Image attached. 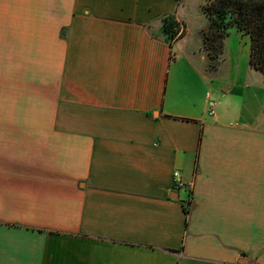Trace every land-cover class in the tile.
Listing matches in <instances>:
<instances>
[{"label": "crops", "instance_id": "0c3cea01", "mask_svg": "<svg viewBox=\"0 0 264 264\" xmlns=\"http://www.w3.org/2000/svg\"><path fill=\"white\" fill-rule=\"evenodd\" d=\"M180 4L0 0L1 264H264V76Z\"/></svg>", "mask_w": 264, "mask_h": 264}, {"label": "rangeland", "instance_id": "374dc122", "mask_svg": "<svg viewBox=\"0 0 264 264\" xmlns=\"http://www.w3.org/2000/svg\"><path fill=\"white\" fill-rule=\"evenodd\" d=\"M216 1L217 0H181V10L184 8L183 11L185 14L184 16H180V18L178 17L179 19L176 18V15H170L177 25L171 26L168 34L170 41L176 39L182 40L184 37H187L188 34L191 35L190 37L192 40L199 44L198 47L200 50L198 56L202 59V69L204 68L212 72L218 71L222 64H224L223 61L226 59L224 58L226 56V44L230 36V31H235L236 29L234 27L229 30H224L222 28V26H224V24H222L224 21L222 20H220V23H215L217 24L216 26H212L214 21H212V17L210 18L209 16V5H212ZM227 19L230 20L229 17ZM173 20H168L167 24L171 23ZM161 25L164 31V21L161 22ZM173 34H175V36L171 39ZM245 42H247V40H244L243 44H245ZM12 48L13 47H10V51ZM240 55L244 54L240 53ZM212 101L216 102L215 98H213ZM216 111L220 113V107L217 108ZM4 219L6 220L0 218L1 226L12 228V226L21 227V224H23L16 221L6 222L8 219L5 217ZM11 235L15 236L14 234Z\"/></svg>", "mask_w": 264, "mask_h": 264}, {"label": "trees", "instance_id": "16d2710c", "mask_svg": "<svg viewBox=\"0 0 264 264\" xmlns=\"http://www.w3.org/2000/svg\"><path fill=\"white\" fill-rule=\"evenodd\" d=\"M209 10V16L214 21L212 26H216L215 23L222 20L224 30L235 27L243 36L250 38V66L264 76V0H217L209 5ZM168 20L173 19L169 16L162 20L164 32L167 34L171 26L177 25L174 20L167 24ZM174 36L175 34L171 39Z\"/></svg>", "mask_w": 264, "mask_h": 264}, {"label": "built area", "instance_id": "2783aa9c", "mask_svg": "<svg viewBox=\"0 0 264 264\" xmlns=\"http://www.w3.org/2000/svg\"><path fill=\"white\" fill-rule=\"evenodd\" d=\"M214 105V104H213ZM211 114H214V111H211ZM192 184L191 183H187L183 180L182 175L179 171H175L173 173V187L176 190H192ZM191 203V200L188 201V204Z\"/></svg>", "mask_w": 264, "mask_h": 264}]
</instances>
